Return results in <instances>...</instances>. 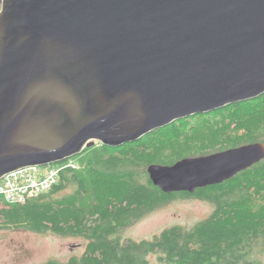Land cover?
<instances>
[{
    "label": "water",
    "instance_id": "obj_1",
    "mask_svg": "<svg viewBox=\"0 0 264 264\" xmlns=\"http://www.w3.org/2000/svg\"><path fill=\"white\" fill-rule=\"evenodd\" d=\"M0 3V179L264 94V0ZM263 160L256 142L147 173L194 194Z\"/></svg>",
    "mask_w": 264,
    "mask_h": 264
},
{
    "label": "trees",
    "instance_id": "obj_2",
    "mask_svg": "<svg viewBox=\"0 0 264 264\" xmlns=\"http://www.w3.org/2000/svg\"><path fill=\"white\" fill-rule=\"evenodd\" d=\"M256 142L264 143V94L176 121L118 148L96 143L70 159L82 168L63 170L50 190L26 204L2 202L0 229L88 241L81 257L43 264H148L149 255L162 264H264V160L194 194H165L147 173L152 164L173 165ZM178 198H198L215 209L191 229L175 226L152 240H122V230Z\"/></svg>",
    "mask_w": 264,
    "mask_h": 264
},
{
    "label": "rangeland",
    "instance_id": "obj_3",
    "mask_svg": "<svg viewBox=\"0 0 264 264\" xmlns=\"http://www.w3.org/2000/svg\"><path fill=\"white\" fill-rule=\"evenodd\" d=\"M1 10V3H0ZM81 169L78 161L74 160ZM77 170V169H76ZM72 188L59 193L69 194ZM5 205L0 201V210ZM213 204L198 199L178 198L147 214L130 227L121 231L123 241L152 240L165 229L181 226L191 229L208 218L214 211ZM88 241L83 237L62 236L51 231L36 233L27 229H0V264H43L49 260L61 263L86 252ZM148 264H162L158 255H149Z\"/></svg>",
    "mask_w": 264,
    "mask_h": 264
},
{
    "label": "built area",
    "instance_id": "obj_4",
    "mask_svg": "<svg viewBox=\"0 0 264 264\" xmlns=\"http://www.w3.org/2000/svg\"><path fill=\"white\" fill-rule=\"evenodd\" d=\"M78 169L74 160L67 159L44 167H28L0 179V201L8 204H26L27 201L50 190L63 170Z\"/></svg>",
    "mask_w": 264,
    "mask_h": 264
}]
</instances>
